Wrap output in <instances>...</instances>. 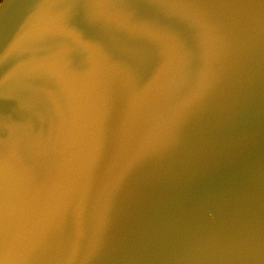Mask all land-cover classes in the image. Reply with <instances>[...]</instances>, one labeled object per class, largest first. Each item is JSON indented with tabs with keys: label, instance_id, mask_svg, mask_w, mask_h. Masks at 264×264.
<instances>
[{
	"label": "water",
	"instance_id": "obj_1",
	"mask_svg": "<svg viewBox=\"0 0 264 264\" xmlns=\"http://www.w3.org/2000/svg\"><path fill=\"white\" fill-rule=\"evenodd\" d=\"M0 264H264V0H0Z\"/></svg>",
	"mask_w": 264,
	"mask_h": 264
}]
</instances>
